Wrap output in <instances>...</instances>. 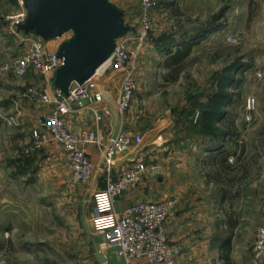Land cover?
Wrapping results in <instances>:
<instances>
[{"label": "rangeland", "instance_id": "1", "mask_svg": "<svg viewBox=\"0 0 264 264\" xmlns=\"http://www.w3.org/2000/svg\"><path fill=\"white\" fill-rule=\"evenodd\" d=\"M110 1L124 11V23L133 27V35L142 28V16L148 17L142 45H129L142 50L135 56L138 88L123 114L141 128L140 146L170 131H161L157 124L169 119L174 128L182 126L184 132L167 134L176 144L172 154L181 162L175 167V175L185 178L179 181L181 188L204 185L205 178L221 180L217 188L227 193L222 214L228 240L255 239L264 217V122L256 116L257 109L264 111V0H154L148 12L141 0ZM21 4L0 0V60L21 48L6 24ZM70 36L54 39L48 48ZM187 47L188 55L167 67L170 55ZM113 72L119 71L111 66L99 72L103 74L93 77V86L101 88ZM34 80L38 76L20 74V99L28 100L24 91ZM247 99L254 100L248 112ZM47 108L28 106L41 116L50 111ZM211 108L228 114L215 125L201 121L203 110ZM22 116L19 126L0 124V264H98L95 247L111 264V249L90 227L87 182L74 181L64 158L50 159L44 150L27 152L31 131L41 123L37 118L29 124ZM184 123L196 130L190 138ZM219 130L227 132L221 137L223 145L206 150ZM255 186L258 192L252 194Z\"/></svg>", "mask_w": 264, "mask_h": 264}, {"label": "built area", "instance_id": "2", "mask_svg": "<svg viewBox=\"0 0 264 264\" xmlns=\"http://www.w3.org/2000/svg\"><path fill=\"white\" fill-rule=\"evenodd\" d=\"M145 12L155 6L154 0H141ZM26 18V10L21 4V10L14 17H10L6 24L10 33L21 48L11 54L2 64V70L13 71L16 74H31L39 80L28 83L24 94L28 100L36 104L48 105L50 111L40 118L41 126L31 131L27 152H38L53 144L60 147L69 166L75 182H88L92 178L94 166L85 154L84 145L93 143L102 145L95 132L76 134L66 126V117L73 111V105L92 106L103 97L93 91L92 79L82 84H72L68 96L52 84V78L63 61L57 57L55 51L60 40L54 47L48 48V43L33 33H24L19 29ZM142 28L136 35L128 33L116 43L115 51L107 61L105 72L112 66L121 73L118 90L114 98L116 111L123 116L129 109L133 94L138 88L136 78L135 56L142 48H129V45H142L146 37L148 17L142 16ZM67 35V34H65ZM63 35V37L65 36ZM62 37V36H61ZM60 38V37H59ZM58 39V38H56ZM105 64V65H106ZM96 74V75H97ZM261 76L260 72L256 73ZM88 99L89 104H83ZM253 99H247L245 111L253 109ZM18 115V114H17ZM2 115L4 124L18 125V116ZM97 124L102 121L98 110H94ZM143 142L141 134L127 135L120 132L108 144L104 145L103 160L100 169L108 176L104 189L91 192L92 214L90 227L93 232L109 247L114 248L118 258L125 264H133L135 259H144L148 264H176L180 254V246L171 242L166 234L165 222L170 214V201L139 202L126 206L123 210L116 209L118 198L127 193L141 174L150 171L157 174L156 165L147 166L138 157L129 160L117 169V178L111 179L115 169L117 157L131 148L138 147ZM264 258V217L258 226L252 248L253 264H258Z\"/></svg>", "mask_w": 264, "mask_h": 264}, {"label": "crops", "instance_id": "3", "mask_svg": "<svg viewBox=\"0 0 264 264\" xmlns=\"http://www.w3.org/2000/svg\"><path fill=\"white\" fill-rule=\"evenodd\" d=\"M7 58L0 60V124L7 127L14 126L5 125L1 119L2 115L15 116L18 114L20 122L21 115H23L29 124L35 122L37 118L40 120L41 114H35V111L28 109V106L33 102L27 99H20L17 93L20 74L2 70L1 66ZM254 66L256 65L254 64ZM103 73L97 75L102 76ZM120 76L119 72H113L106 80L103 79L102 86L100 85L101 88H99V85H94L93 91L103 96L101 100L88 107L73 105V111L65 120L66 126L70 131L76 134L93 131L102 142V145L87 143L83 146L85 154L94 166L92 178L86 183L89 194L92 191L104 189L107 183L108 176L100 167L103 160L104 145L113 139L115 117L117 116L114 98L118 90ZM94 110H98L102 116V121L99 124L95 120ZM256 112V116L261 119L264 117V111L257 109ZM227 114V110L222 109L216 124L220 123ZM182 116H185V113ZM261 119L259 123L264 122ZM118 120L120 122V132L140 134L141 128L133 124L128 115H123ZM188 124L184 123L181 125L185 128L186 137L190 138L193 132L196 133V130H193L192 125L190 124L191 126H189ZM15 126H19V124ZM157 126L160 127L161 131L167 129L170 131L168 133L164 132V135H159L152 143L150 142L142 147L131 148L117 157L115 169L110 176L113 180L117 178V169L136 157L148 167L156 165L159 170L157 174H151L150 171L141 174L138 181L130 187L129 191L118 198L115 205L116 209L123 210L126 206L139 202L170 201V214L165 222V228L168 239L180 246V254L176 264H253L252 248L254 237L247 243H241L239 238L236 237L231 241L227 238V218L223 215L224 213L222 214V205L226 201L227 193L217 188V186L221 187L219 183L221 180L213 179L209 182V179L204 177L206 179L204 185L192 187L190 184L183 190L179 181L185 178H181L179 174L175 175V171H177L175 167H179L181 163L172 154L176 144H172V140L167 134L175 136L177 133L184 132V129H181L182 126L179 128L178 125L174 128L169 119L164 124H157ZM225 136L226 134L221 137ZM221 137L219 139L210 138L209 146H205L206 150H215L217 145H223ZM159 140L162 141V144H158ZM43 150L50 159H65L60 147L56 144ZM214 181L215 183H213ZM208 183L210 186L214 185L215 188H208ZM255 187V190H252V194L258 192V186ZM91 214L92 210L90 217ZM259 223L260 219L256 222L255 228ZM110 249L111 264H125L123 260L116 256L114 248ZM133 264L148 263L144 259H135ZM258 264H264V258Z\"/></svg>", "mask_w": 264, "mask_h": 264}, {"label": "water", "instance_id": "4", "mask_svg": "<svg viewBox=\"0 0 264 264\" xmlns=\"http://www.w3.org/2000/svg\"><path fill=\"white\" fill-rule=\"evenodd\" d=\"M26 18L19 29L48 42L71 33L57 47L55 54L63 63L56 70L53 86L68 96L72 84H82L111 58L119 39L133 31L124 23V11L110 0H21ZM88 99L83 101L87 105ZM120 133L115 117L113 139ZM86 233L89 227L84 223ZM98 264H108L95 247Z\"/></svg>", "mask_w": 264, "mask_h": 264}, {"label": "trees", "instance_id": "5", "mask_svg": "<svg viewBox=\"0 0 264 264\" xmlns=\"http://www.w3.org/2000/svg\"><path fill=\"white\" fill-rule=\"evenodd\" d=\"M189 51H190V47H187V48H185V50H177L174 54H171L170 58H169V61L166 64L167 67L170 68L171 66L178 65L188 55ZM178 72H179V68L175 69V74H177ZM225 98H227V97H225ZM221 110H222L221 108H219V109H217V108L216 109L215 108L204 109L202 114H201L202 115L201 116V121H203L205 123H209V124L213 123L215 125V122L220 117ZM225 134H227V132L219 130L218 135L212 136L211 138L219 139L221 136H223Z\"/></svg>", "mask_w": 264, "mask_h": 264}, {"label": "bare ground", "instance_id": "6", "mask_svg": "<svg viewBox=\"0 0 264 264\" xmlns=\"http://www.w3.org/2000/svg\"><path fill=\"white\" fill-rule=\"evenodd\" d=\"M106 66H107V64L106 65H104V68H106ZM103 67H101V69H102Z\"/></svg>", "mask_w": 264, "mask_h": 264}]
</instances>
